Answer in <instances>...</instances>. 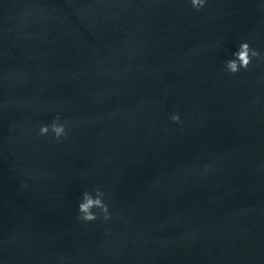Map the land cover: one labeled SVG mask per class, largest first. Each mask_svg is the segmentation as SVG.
Wrapping results in <instances>:
<instances>
[{
	"label": "water",
	"instance_id": "obj_1",
	"mask_svg": "<svg viewBox=\"0 0 264 264\" xmlns=\"http://www.w3.org/2000/svg\"><path fill=\"white\" fill-rule=\"evenodd\" d=\"M0 264H264V0H0Z\"/></svg>",
	"mask_w": 264,
	"mask_h": 264
},
{
	"label": "clouds",
	"instance_id": "obj_2",
	"mask_svg": "<svg viewBox=\"0 0 264 264\" xmlns=\"http://www.w3.org/2000/svg\"><path fill=\"white\" fill-rule=\"evenodd\" d=\"M192 7L196 10L202 8L205 4V0H190ZM233 59L225 62V68L229 73L235 74L241 69L247 70L253 58H259L260 53L254 49H251L247 42H242L238 50L233 53ZM173 122L179 120L177 115L171 117ZM51 131L55 138H60L65 135V126L59 123V117L51 124L47 126H41L39 129L40 135H46ZM104 192L99 189L95 190L94 195L85 191L82 194V200L78 204V220L85 223L92 222L98 218V214L94 212V209L99 210V215L104 220L110 218L107 204L104 203Z\"/></svg>",
	"mask_w": 264,
	"mask_h": 264
}]
</instances>
